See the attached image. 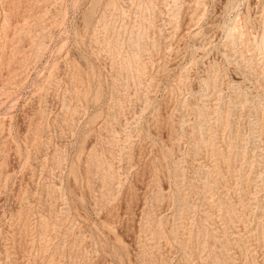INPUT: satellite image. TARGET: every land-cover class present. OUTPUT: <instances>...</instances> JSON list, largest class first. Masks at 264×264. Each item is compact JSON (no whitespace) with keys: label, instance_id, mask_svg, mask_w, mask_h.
<instances>
[{"label":"rangeland","instance_id":"374dc122","mask_svg":"<svg viewBox=\"0 0 264 264\" xmlns=\"http://www.w3.org/2000/svg\"><path fill=\"white\" fill-rule=\"evenodd\" d=\"M0 264H264V0H0Z\"/></svg>","mask_w":264,"mask_h":264}]
</instances>
